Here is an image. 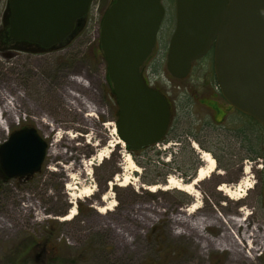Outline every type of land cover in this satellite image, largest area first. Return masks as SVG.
I'll return each instance as SVG.
<instances>
[{"label":"rangeland","instance_id":"374dc122","mask_svg":"<svg viewBox=\"0 0 264 264\" xmlns=\"http://www.w3.org/2000/svg\"><path fill=\"white\" fill-rule=\"evenodd\" d=\"M111 1L94 0L76 32L53 49H0V107L16 106V119L10 120L8 129L0 128V145L23 127H35L48 142L43 167L32 179L8 178L0 170V264H264V243L252 258L233 260L228 250H203V240L188 232L182 221L188 216L186 210L198 203L190 213L193 217L214 213L236 217L241 212L249 227L264 229V204L252 168L234 186L221 184L243 195L242 199L212 188L205 183L209 177L198 182L204 185L203 189L196 186L197 195L176 188L152 191L148 182L162 187L168 183L167 141L136 155L119 142V106L100 44L102 19ZM6 4L7 0H0V28ZM163 4L165 19L142 74L177 95L180 106L188 93H203L200 83L209 82L214 89L213 56L196 60L185 78L169 72L176 0H163ZM79 76L87 79L89 88L71 80ZM69 91H78L102 112L90 116L82 107L72 108ZM3 116L8 113L0 112V120ZM53 144L61 153L55 157L49 154ZM99 154L107 157L99 159ZM129 154L138 170L129 167ZM84 188H90L91 194H82ZM77 194L81 196L74 200ZM108 205L111 210L99 211ZM72 209L76 214L63 219ZM206 233L216 238L222 230L211 226ZM48 236L52 245L61 246L57 249L61 257L53 263L50 249L42 247V239Z\"/></svg>","mask_w":264,"mask_h":264},{"label":"water","instance_id":"95a60500","mask_svg":"<svg viewBox=\"0 0 264 264\" xmlns=\"http://www.w3.org/2000/svg\"><path fill=\"white\" fill-rule=\"evenodd\" d=\"M93 1L8 0L10 37L21 50L53 49L76 32ZM165 15L163 0H114L102 19L100 44L119 106L116 129L132 150L162 141L169 125L167 98L142 74ZM211 49L223 95L264 126V0H176L169 72L185 78ZM47 151L35 127L17 129L0 145V170L8 178L33 176Z\"/></svg>","mask_w":264,"mask_h":264},{"label":"flooded vegetation","instance_id":"af4514ba","mask_svg":"<svg viewBox=\"0 0 264 264\" xmlns=\"http://www.w3.org/2000/svg\"><path fill=\"white\" fill-rule=\"evenodd\" d=\"M7 8L8 0L0 28V49H20L21 46L9 34V26L6 24L8 18L5 17ZM21 44L27 46V43ZM209 54H212L214 63V49ZM148 83L165 95L170 106V120L164 138L168 143L167 181L175 178L183 183L192 182L200 169L207 166L204 155L209 153L216 161L217 170L205 183L221 191V184L232 183L234 186L242 174L252 168L264 204V126L234 106L223 95L217 80L214 89L209 82L200 83L199 89L203 93H188L190 97L181 103L182 106L178 105L177 95L174 97L165 88L150 81ZM141 150L134 152L137 154ZM202 185L204 183H197L196 186L203 189Z\"/></svg>","mask_w":264,"mask_h":264},{"label":"bare ground","instance_id":"6f19581e","mask_svg":"<svg viewBox=\"0 0 264 264\" xmlns=\"http://www.w3.org/2000/svg\"><path fill=\"white\" fill-rule=\"evenodd\" d=\"M71 80H73L75 83L81 85L84 88L90 87L89 83L87 82V79L84 77L81 76L73 77ZM69 93L71 100L68 101V103L72 108L79 111L78 108L82 107L85 110L89 111L90 116H96L97 113H99L100 111L102 112V110L98 108L95 103L90 101L87 97H84L81 94H79L78 91H69ZM12 100L14 99L12 98ZM8 103L12 104L11 102ZM15 110H16V106L14 104H12V106L10 107L8 104H5L4 106L0 107L1 114H4L5 111L8 113L7 118L3 116L2 120H0V128L4 130L8 129L10 120L16 119L14 116ZM42 121L44 123H47L45 122V120ZM119 142L121 144H124L121 140H119ZM55 144H53L51 149L49 150V154L53 157L61 154L58 148L55 147ZM103 157H107V155L106 154L98 155L99 159H102ZM204 159L207 163V166L200 169L197 178L194 179L192 182L183 183L179 179L171 178L166 186L162 187L161 185H152L149 186V188L152 191H155L156 188H165V189L176 188L183 190L187 193L197 195L196 192L197 183L209 177L211 173L214 171L216 166V161L214 157H212L209 153H205ZM126 161L130 168L138 170L137 165L130 154L127 156ZM248 188H251V186L249 185ZM221 190L225 191L226 194H228L232 198H238V199L243 198V195L233 190V188L222 186ZM82 194L84 195L91 194V189L84 188L82 190ZM80 196L81 194H77L76 197L73 196V199L75 200V198H80ZM74 202L75 201H73V203ZM198 207H199L198 203H194L189 209H187L186 211L188 213V216L182 218V221L185 223L188 232H190L191 234L195 233L203 240L201 244L203 250H206L207 248H216L223 251L228 250L230 251L233 260H239L240 258L242 259L252 258L253 252L258 250L261 245L263 246L264 229L262 230L257 229V227L251 225L249 227V224L246 222L245 218H242L241 212H239L238 216L236 217L232 215L222 217L218 213H214L208 217L201 215L197 217H193L192 215H190V213H193ZM111 209H112L111 205H108L106 207H101L99 211L101 213H105L107 210H111ZM75 214H76V210L72 209L69 215L63 217V219L68 220ZM211 226L220 227L222 233L218 237L212 238L206 233L207 229Z\"/></svg>","mask_w":264,"mask_h":264},{"label":"trees","instance_id":"16d2710c","mask_svg":"<svg viewBox=\"0 0 264 264\" xmlns=\"http://www.w3.org/2000/svg\"><path fill=\"white\" fill-rule=\"evenodd\" d=\"M113 1H111L110 2V4L112 3ZM127 149L133 154V155H136L135 154V152H134V150H132V149H130L129 147H127ZM146 149V148H145ZM144 151V149L143 150H141V151H139V152H143ZM138 152V153H139ZM164 165H166L167 166V164H164ZM34 177V175L33 176H30V177H24L25 179H32ZM149 184H152V185H154V184H157L156 182H148ZM191 200L190 199H188L187 200V203H189ZM47 233H49V231H47ZM51 236H48V237H44L43 239H42V241H43V243H42V247L44 248V249H50V257H49V259L50 260H52V263H53V261L54 262H56L57 260H59L60 259V257H61V255H59V253H58V251H57V249H61V246L60 247H58L59 245H52L51 244V241H52V239L50 238ZM37 240L35 241V242H32L33 244H32V247L31 248H35V246H36V244H37Z\"/></svg>","mask_w":264,"mask_h":264}]
</instances>
